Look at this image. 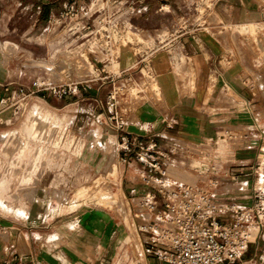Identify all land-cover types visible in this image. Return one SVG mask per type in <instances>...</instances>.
<instances>
[{"label":"crops","instance_id":"crops-1","mask_svg":"<svg viewBox=\"0 0 264 264\" xmlns=\"http://www.w3.org/2000/svg\"><path fill=\"white\" fill-rule=\"evenodd\" d=\"M27 1L30 6H24ZM72 1L76 0H0V28L9 29L10 21L19 10L30 16L35 13L28 31L41 27L38 38L44 60L38 67L36 60L30 58L32 63H22L25 69L21 71L12 66L14 61L6 64L0 60V133L13 131L14 106L8 105L6 98L19 87H29L46 76L53 53L80 42L64 27L46 31L50 14ZM79 1L87 4L105 2ZM117 1H134L137 6H147L143 13L126 17L133 27L127 33L128 44L118 61L121 68L135 67L137 80L147 86L144 93L133 97L136 107L129 131L143 137L158 132L163 148L174 143L186 146L188 150L185 148L172 155L174 162L168 167L171 180L205 186L214 190L220 201L232 199L250 204L251 170L264 147L261 141L264 131V0H221L214 9L216 16L209 15L205 27L193 35L177 33V17L187 11L193 0ZM163 4L168 6L160 10ZM133 34H140L142 38L134 39ZM29 51L34 55L32 50ZM25 53L19 56L24 62ZM152 78L158 85L159 98L157 89L150 87ZM84 97L59 98L39 94L21 100L36 103L46 118L44 123L26 125L41 145V154L32 148L27 159L32 164L39 162L43 169L48 170L47 166L53 163L57 167L55 172L15 174L10 191L5 187L0 192V195L11 193L12 197H25L23 209L9 207L8 211H13L15 217L0 213L3 227L0 231V264L8 259H15L19 264H79L74 263L71 254L65 251L71 249L75 237L64 235L57 239L58 223L54 219L50 221V217L45 223H37L30 210L32 199L41 193L42 203H48L51 197L73 194L81 179V167L105 173V153L74 155L68 147L58 146L54 141L57 134L51 130L53 124H72L77 131L96 125L98 102L104 101L105 90L95 85ZM112 137L116 143V136L112 134L110 140ZM14 144L12 138L0 140V158L20 160L19 155L12 156L16 152ZM4 150H9L10 154ZM142 171L144 169L137 163L127 167L125 180L130 184H126V191L134 184L140 190L146 189L138 180ZM237 174L241 183L232 181L231 176ZM213 179L218 182L216 186L211 183ZM19 180L32 182L20 192ZM1 184L6 186L4 182ZM1 208L7 209L0 203ZM261 240L264 245V233L258 244H250L244 256L253 260L251 264H264ZM130 245L137 264L138 234Z\"/></svg>","mask_w":264,"mask_h":264},{"label":"built area","instance_id":"built-area-1","mask_svg":"<svg viewBox=\"0 0 264 264\" xmlns=\"http://www.w3.org/2000/svg\"><path fill=\"white\" fill-rule=\"evenodd\" d=\"M219 1L193 0L177 17V33L193 35L205 27ZM146 10V5L137 6L134 1L66 2L50 14L46 31L64 27L80 42L53 53L48 74L29 87H19L6 102L14 106L16 100L39 94L85 98L95 85L103 88L105 99L98 102L95 126L77 131L72 124H53L51 130L57 134L56 145L68 147L74 155L105 153V177L116 170L123 193L127 167L137 163L144 169L138 180L146 189L134 184L127 190L131 221L139 235L137 264H251L253 260L244 256L264 233V147L251 170L252 202L241 204L232 199L220 201L205 186L169 178L172 155L186 146L174 143L163 148L160 133L143 137L129 131L136 107L133 97L144 93L147 86L137 80L135 67L121 68L118 61L133 27L126 17ZM95 130L101 135L96 136ZM112 134L116 136L113 145ZM261 141L264 145V131ZM231 178L241 183L238 174ZM211 183L218 184L215 179ZM4 264L19 263L8 259Z\"/></svg>","mask_w":264,"mask_h":264},{"label":"rangeland","instance_id":"rangeland-1","mask_svg":"<svg viewBox=\"0 0 264 264\" xmlns=\"http://www.w3.org/2000/svg\"><path fill=\"white\" fill-rule=\"evenodd\" d=\"M25 4L24 6H30L31 3L27 1ZM31 14L32 16L19 10L10 21L9 29L0 28V60L6 64L14 61L12 66L20 71L25 69L22 67V63H32L30 58L36 60L35 64L37 63L38 67L44 63L41 40L38 38L42 29L36 27L34 31H28L31 20L35 18V13ZM212 14L216 16L217 13L213 11ZM251 27L254 29L255 26L251 25ZM132 36L134 39L142 38L140 34ZM29 50H32L34 55H31ZM22 53L26 54L25 62L19 57ZM150 87L157 89L156 96L159 98L158 85L153 78ZM13 110L11 121L13 131L9 134L0 133V140L12 138L15 141L16 152L14 151L12 156L19 155L20 157V160L0 158V171H2L0 172V183H6L7 191H10L11 179L15 174L39 173L47 170L43 169L39 162L32 164L27 159L32 148L37 154H41V145L37 137H32V133L29 128H26V125L44 123L45 115L41 114V109L36 103L20 99L15 101ZM93 132L96 136L101 135L98 130ZM111 144H114L113 137ZM4 151L8 155L10 154L9 150ZM1 154H3L2 151ZM56 167L57 165L54 163L49 164L47 171L55 172ZM69 168L67 170L71 171ZM88 170L84 167L79 170L81 179L73 194L51 197L48 203H42V193L34 197L30 215L35 219L34 221L38 220L37 223H45L47 217L48 219L50 217V221L54 219L58 223L55 231L57 239L64 235L75 237V243L71 249L65 250L71 254L74 263L87 264L89 261L91 264L94 260V264H135L130 244L137 234L130 217L129 195L127 191L125 193L120 191L116 170L110 177H105L104 171ZM30 182L32 181L19 180L20 192H23V187ZM123 183L126 186V184H130V181L123 180ZM0 196H2L0 203L7 207V209H0V213L3 215L15 217L16 214L13 211H8L9 207H21V209L25 207V197L22 195L12 197L11 193H8V195L1 194ZM52 204L53 206H51ZM18 215L24 216L25 214ZM260 247L264 248L262 240ZM127 250L128 254H126ZM87 257H90L89 260Z\"/></svg>","mask_w":264,"mask_h":264},{"label":"bare ground","instance_id":"bare-ground-1","mask_svg":"<svg viewBox=\"0 0 264 264\" xmlns=\"http://www.w3.org/2000/svg\"><path fill=\"white\" fill-rule=\"evenodd\" d=\"M182 59H183V58H182ZM4 187H5L4 184H1V185H0V192H2V190H3ZM0 197H2V196H0Z\"/></svg>","mask_w":264,"mask_h":264}]
</instances>
